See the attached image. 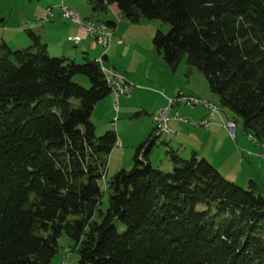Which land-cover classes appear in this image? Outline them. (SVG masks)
I'll use <instances>...</instances> for the list:
<instances>
[{"label": "trees", "instance_id": "obj_1", "mask_svg": "<svg viewBox=\"0 0 264 264\" xmlns=\"http://www.w3.org/2000/svg\"><path fill=\"white\" fill-rule=\"evenodd\" d=\"M86 2L91 12L114 4L130 23H167L151 37L166 65L184 58L197 69L264 150V0ZM27 37L24 48L0 43V264H49L61 233L73 241L74 264H264V189L252 180L243 189L173 149L170 171L152 168L149 136L131 167L101 186L116 135L95 136L90 115L110 85L95 60L49 56L38 36Z\"/></svg>", "mask_w": 264, "mask_h": 264}, {"label": "crops", "instance_id": "obj_2", "mask_svg": "<svg viewBox=\"0 0 264 264\" xmlns=\"http://www.w3.org/2000/svg\"><path fill=\"white\" fill-rule=\"evenodd\" d=\"M57 3H62L68 9L74 11L81 19L104 22L107 20L113 21L112 17L117 18L120 15L114 4L107 5L105 12H91L86 0H0V43L6 44L10 49L26 47L30 44L29 38L27 37V32L30 31L44 43L45 50L49 55L62 56L73 61L82 60V58L97 60L100 57L101 63L105 68L124 76L132 84L134 83L130 95L125 98L124 96H119L118 98L122 99L120 105L118 106L116 104L115 107L117 109H113L115 111L121 110V113L125 115L135 110L129 108V105L132 104L131 97L137 100H142L143 96L148 98V100L144 101H148V108L150 109L148 112L144 111V113L151 115V112L162 106L166 98L171 97L172 94L181 92L199 98H203L200 96L202 93L199 92L203 91V94H206L204 90H196L192 87H186V85H179L178 87L175 84L173 77L179 64L175 67L176 69H171V72H169L168 69L170 68L163 61L160 53L155 50V55L152 51L151 37L153 31L147 30L146 35H141V32L136 31L137 28H132L138 27L133 25H139L140 20L137 23L119 20L117 24H114L111 27L112 33L109 46L106 50H103L85 35L81 26L73 25L68 20L59 16L58 11L54 8V4ZM49 6L52 7V16L48 20H43L44 10ZM98 13L107 16V18L96 19L95 17ZM69 36H76L78 40L72 42L68 39ZM153 55H155L154 58ZM152 71H155L157 75L153 76ZM187 73H191L189 68ZM163 76L170 78L171 82H164L166 79ZM158 88L161 89L163 94L156 91ZM116 98L110 92L98 100L93 106L91 115L97 111L99 116H101V122H103L108 116L110 104L117 102ZM145 107L147 106L145 105ZM140 112H143V110H140ZM208 113L209 111L202 105H195L192 108L179 105L172 106L168 111L166 124L167 128L172 131V135L170 138H167L164 134L160 135L158 138L163 136L159 142L162 147H160L161 145L159 147L157 146V149H173L181 158L194 154L196 158L202 157L207 160L219 172L227 164L226 172L229 174L228 176L235 178L236 173H233L234 168L229 163L227 154L223 150L239 151L240 158L237 156L236 161L242 167V161L244 160L242 154L243 149L238 147V140H241V137L235 134V130L231 137L227 130L220 126L221 120H233L226 114L220 112L213 114V120L207 129L191 123L194 120L205 117ZM133 114L135 116L137 113L134 112ZM174 114L180 117H186L187 122H176L172 119ZM103 126L104 128H109L107 122ZM152 129L150 123L149 127H145V130L140 132L137 139L136 135H134L130 138L131 140L126 138L125 141L121 137V131L116 129L117 140L111 150H135L142 141L151 135ZM157 139H154V144L149 147L146 155L147 162L150 165L152 162L151 150L156 149L155 144ZM240 145L244 144L241 142ZM258 147L260 146L258 145ZM220 150L221 152H219ZM263 153L262 148L259 152L253 148L246 151L245 155L248 156V161H246L245 168L240 170L242 171L241 174L239 173L240 180H244L245 178L250 180L252 178L249 167L251 169L253 167L259 169L260 167L257 166V163H260L264 168V162L260 161L261 157L264 159ZM165 167H171L170 163L165 164ZM233 180L235 181V179Z\"/></svg>", "mask_w": 264, "mask_h": 264}, {"label": "rangeland", "instance_id": "obj_3", "mask_svg": "<svg viewBox=\"0 0 264 264\" xmlns=\"http://www.w3.org/2000/svg\"><path fill=\"white\" fill-rule=\"evenodd\" d=\"M54 5H55L54 8H56L58 5H62V3H57V4H54ZM105 17L107 18V16H104L103 14H99L98 13V15L95 18L99 20V19H102V18H105ZM112 19H113V22L115 24H117V22L119 20H124V22H127L126 19L123 16H121V15H119V17H117V18L112 17ZM87 20L93 22L94 24L104 23L103 21H92L90 19H87ZM133 26H138V27H132V28H137L136 31L141 32V35H146L147 34V30L148 31H153L152 32V35H153L155 30H159L162 33H166L168 31V29H169V25L167 23L161 22V21L156 20V19H140L139 25H133ZM107 27L109 28L108 30L112 33L111 27L108 26V25H107ZM69 37H71V36H69ZM19 48H24V46L23 47H18V48H12L11 50L19 49ZM155 50L156 49L154 47H152V51L156 55V51ZM155 55H153V58L155 57ZM49 56H52V55H49ZM160 56H161V54H160ZM74 62L79 64V63H82L83 61L82 60H75ZM130 64H133V63H130ZM178 64H177L178 68L177 69L175 68L176 71H175V75L173 77V80L175 81V84L178 85V87H179V85L180 86L186 85V87H192V88H194L196 90H204V91H206V94H203V91L199 92V93H202L200 96L205 98V100L206 99L210 100V101H208V100H206V101H208L211 104H213V105L218 107V111L215 112V113L220 112V113L226 114L228 117L232 118L235 121L234 122L231 119H226V120H231V121H233L235 123V125H236L235 134L236 135H240V137H241V140H238V147H241L243 149V151H242L243 158H244V160L242 161L243 164H242V167H241V165H239L238 162L236 161L237 156L240 158L239 151L233 152L232 150H223L227 154L228 161H229V163H231V166L234 168L233 173H236V176H235V178L233 176H228L229 174L226 172V170H227L226 168L228 166L227 164H225L226 167L225 168H221V172L218 171V173L224 179H226L227 181H231L236 186L241 187L243 189H246L248 178H245L244 180L243 179L240 180V178H239V173L241 174V172H242L240 170L245 168V166L247 164L246 161H248V159H247L248 156L245 155V153H246L247 150H250V148H253V149H255V150H257L259 152L261 150V148L263 150V147L250 134H247V132L243 130L242 123H241V118L238 115H236L235 113H233L232 111L228 110L225 107H220L219 106L217 95L211 93L208 90V87L206 85V82H205V79H204L203 75L197 69H195L194 67L188 66L185 63L184 58H182L179 61ZM188 68L191 70L190 74L187 73L188 72ZM168 70H169V72H171L170 71L171 69H168ZM152 72H153V76L157 75V74H155V71H152ZM184 74H185V76H184ZM164 79H166V81H164V82H167V83L171 82L170 78H167V77L165 78L164 77ZM71 80L74 83L78 84L79 86H81L83 88H88L89 87V83H88L86 77H84L82 75H74L71 78ZM156 91L162 93L161 89H159V88ZM176 94H174V95H176ZM174 95L172 94L171 97H173ZM118 97L119 96H117V98H116L117 99L116 103L114 102L113 104L112 103L110 104L109 110H108V116L105 118V120H103V122H101V116H99V113L97 111L93 115H90V121L94 125V134H95V136H99L105 130H107V128H104V126H103V124L105 122H107L108 125H109L108 129H113L114 130L115 135H116V129L121 131L120 133H121V137H122L123 141H125L126 138L128 140H131L130 138L133 137L134 135H136V139H137V137L140 134V132L142 130H145V127L146 128L149 127L150 123H151L152 128H153L154 125H153V122L151 120V115H148V114L144 113V111L148 112L149 109H150V108H148V101H144V100H148V98L143 96L142 100H137V99L131 97L132 98V101H131L132 104L129 105V108L130 109L132 108V109H135V110L134 111H130V112L127 113V115H125V114L121 113V110H118V111L113 110L114 108H116L115 107L116 104L118 106L120 105V102L122 100L121 98H118ZM126 97H128V96H126ZM171 97H169V98H171ZM194 97H196V96H194ZM124 98H125V96H124ZM165 103H166V101H165ZM145 105L147 107H145ZM140 110H143V112H140ZM134 112L137 113L135 116L133 114ZM226 120H221L220 122H223V121H226ZM115 127H116V129H115ZM162 138H163V136L161 138L157 139V142L155 144L156 149L151 150V161H152L151 162V167L152 168H157V169H159V170H161L163 172H168V171L171 170V167H169V168L165 167V164L170 163L167 155L165 154L166 150H164L163 148H158L157 149V146L159 147L161 145L159 142L161 141ZM237 138H238V136H237ZM116 140H117V138H116ZM241 142L244 145H240ZM257 144L261 148L258 147ZM160 147H162V145ZM133 151L134 150H110V154H108V156H107V162H106V168H105L104 177L99 180V183H100L101 186H103L104 181L110 175H112L119 167L122 168V169H125V170H128L131 167ZM219 152H221V150ZM263 152H264V150H263ZM120 153H121V155H120ZM247 153H249V152H247ZM224 156H225V154H224ZM244 156L246 157V159H245ZM188 158H189V155L185 156L182 159H188ZM199 158H202V157H198L197 159H199ZM260 161L264 162V159H262V157H261ZM170 166H171V164H170ZM257 166L260 167V168L257 169L255 167H253V169H251L249 167V170H251V175H252V178L251 179L249 178V179L254 181L255 184L259 188L264 189V176H263L264 175V168L262 167V165L260 163H257ZM233 179H235V181ZM108 194H109V192L107 190L103 191V193H102V196L100 198V208L101 209H104L106 207ZM115 227L117 228L118 231L122 230L121 225L119 223H117V222H115ZM56 245H57L56 252L51 257V259L49 261V264H74V263H76V261H77V253L73 249V241L71 239H69L64 233H61L56 239Z\"/></svg>", "mask_w": 264, "mask_h": 264}, {"label": "built area", "instance_id": "obj_4", "mask_svg": "<svg viewBox=\"0 0 264 264\" xmlns=\"http://www.w3.org/2000/svg\"><path fill=\"white\" fill-rule=\"evenodd\" d=\"M55 9L58 11L61 18L68 20L73 25L81 26L85 32V35L93 43L99 45L101 48H103V50L107 49L111 39V32L108 30L109 28L107 26L106 31H98L97 24H94L87 19L79 18L74 11L68 9L65 5L62 4L60 8ZM51 16L52 8L50 6L46 7L44 10L43 19L48 20ZM69 40H71L72 42H76L78 40V37L71 36L69 37ZM95 61L99 65L100 71L104 76L106 84H112L111 93L114 95V97L116 98L117 96H129L134 85L127 81L122 75L114 73L113 71L105 68L101 63L100 57ZM177 105L188 108H192L195 105H202L207 110H209V113L205 117L191 122L193 125L199 126L203 129L208 128L210 122L213 120V114L218 111L217 106L211 104L203 98L193 97V95L179 92L173 97L167 98L165 104L156 108L151 113V120L154 126L151 131L150 139H156L162 134H164L167 138L171 137L172 131H170L166 125L168 120L167 114L172 106ZM172 119H174L176 122H187L186 117H180L176 114L172 116ZM220 126L225 128L231 137L233 136L234 125L229 120L220 122Z\"/></svg>", "mask_w": 264, "mask_h": 264}, {"label": "bare ground", "instance_id": "obj_5", "mask_svg": "<svg viewBox=\"0 0 264 264\" xmlns=\"http://www.w3.org/2000/svg\"><path fill=\"white\" fill-rule=\"evenodd\" d=\"M62 5L60 6H57V8H60ZM52 8V7H51ZM106 24L104 23H101V24H97V30L98 31H106ZM110 85V89H111V92H112V84H109ZM194 97V96H193ZM218 108V107H217ZM233 125H234V130H235V123L231 120H229Z\"/></svg>", "mask_w": 264, "mask_h": 264}]
</instances>
